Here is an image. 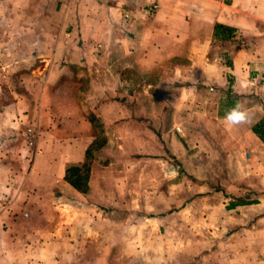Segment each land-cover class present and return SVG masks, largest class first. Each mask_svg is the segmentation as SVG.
<instances>
[{"label": "crops", "instance_id": "obj_1", "mask_svg": "<svg viewBox=\"0 0 264 264\" xmlns=\"http://www.w3.org/2000/svg\"><path fill=\"white\" fill-rule=\"evenodd\" d=\"M29 4L11 5L23 9ZM150 5L156 7L153 13L146 10ZM252 5L253 0H69L66 9L71 10L67 12L70 15H65V23L60 22L52 38L54 45L77 36L79 41L96 38L112 41L113 48L96 55L88 50L61 52L55 48L51 52V59L45 60L49 73H62L59 70L75 73L77 68L73 63H78L99 75L96 80L62 82L65 85L59 89L68 90L58 91L65 102L58 109L52 100L45 102L42 97L26 95H17L0 107V222L3 218L11 221L12 216H20L6 202L14 191L24 186L21 158L24 126L39 123V116H72L67 129L70 139L64 146L60 176L57 174L66 190L64 217L68 244L72 247V242L79 239L100 249L102 255L97 256V264H169V257H177L176 253L163 251L154 255L151 250L168 247L162 232L171 224L178 225L182 211H165L162 202L175 201L179 195L159 189L153 192L151 184L146 189L147 173H144L145 184H139L136 198L145 204L139 212L126 211L121 202L135 197L126 192L107 191L109 188L106 189L101 178L108 175L105 171L109 168L92 172L87 194L63 180L65 168L86 161L93 138L83 116L89 113L122 116L127 111L130 116L140 112L151 116L150 119L161 116L169 126L161 136L168 155L178 164L170 165L174 184L180 178V184L184 178H202L203 169L210 168L211 163L220 162L221 168H226L227 162L233 167L234 160L243 163L242 152L252 146L264 150V144L251 131L264 114V83L257 77L251 78L249 72L252 65L258 67L264 80V0ZM7 8L9 2L1 0L0 9ZM77 9L78 22H73ZM89 9L93 11L88 12ZM217 24L231 28L232 35L240 32L250 37L254 48L242 51L234 46L232 38L216 40L213 34ZM32 54L43 56L38 48H33ZM59 56L65 57L64 65L57 63L61 61ZM108 62L112 63L111 69L102 64ZM126 69L136 78L144 79L122 81V70ZM107 71L112 74V80L103 77ZM56 81L57 78L53 80ZM237 101L248 110L251 122L226 126L225 114ZM107 106L111 107V113ZM131 164L147 167L153 162ZM133 174L136 171L127 174L128 179H133ZM14 200L12 197L8 203ZM247 206L230 204L228 211ZM1 225L0 233L13 231ZM104 251L108 253L105 256Z\"/></svg>", "mask_w": 264, "mask_h": 264}, {"label": "rangeland", "instance_id": "obj_2", "mask_svg": "<svg viewBox=\"0 0 264 264\" xmlns=\"http://www.w3.org/2000/svg\"><path fill=\"white\" fill-rule=\"evenodd\" d=\"M4 1L9 2L10 8L0 9V107L10 103L17 95H26L42 97L45 102L52 100L58 109L65 103L58 91L65 93L68 90L59 89L65 85L62 82L98 78L97 72H89L78 63H73V67L77 68L75 73L47 71L49 67H46L48 63L45 60L51 59L49 56L55 48L61 52L88 50L93 55L113 48L112 41L97 38L79 41L77 36L73 40H60L54 45L52 38H55L60 22L71 11L66 9L69 0ZM261 1L253 0V5ZM25 2L30 4L23 9H15L11 5L19 6ZM155 9L146 8L148 13H153ZM74 11L73 22H78L79 10ZM92 11L89 9L88 12ZM62 31H65L64 27ZM37 37L38 39H34ZM231 41L242 51L249 52L254 48L253 40L240 32H236ZM33 48L40 49L43 56H34ZM59 60L61 61L57 63L64 65L65 57L59 56ZM92 63L98 66L97 62ZM102 64L111 69V62ZM252 66L249 69L251 78L257 77L264 83L260 69ZM106 74L107 76L103 75L105 80H112V74L108 71ZM229 75L231 76L230 73ZM121 77L126 82L144 79L136 78L127 69L122 70ZM56 78L57 81L53 82ZM44 81H47L48 86H45ZM55 86L57 89L49 88ZM260 98L263 99L261 95ZM111 112L110 107L109 113ZM83 117L93 138L86 152L85 164L89 169L87 185L92 172L109 168L105 171L108 175L101 178L106 189L109 188L107 191L126 192L131 194L128 196L135 197L121 202L122 209L126 211L139 212L145 204L136 198L140 192L139 184H145L142 178L144 173H147L146 189L151 184L153 192L159 189L179 195L175 201L162 202L165 211L175 209L182 212L178 225L170 223V228L162 232L168 247L151 250L154 255L163 251L176 253L177 257H169V264H264L263 148L252 146L245 149L241 157L243 163L234 160L233 167H230L227 162L226 168H221L220 162L211 163L210 168L203 169L202 178H184L182 184L179 183L180 178L174 184L171 175L173 168L170 165L176 167L178 164L168 155L161 136L169 127L167 122L160 119L161 116H152L150 119L151 116H143L140 112L136 116H130L124 111L122 116H92L89 113ZM71 118L72 116H39V123L36 121L32 126L26 124L21 132V137L24 138L21 151L24 186L12 193L8 201L13 197L16 199L13 202L1 199L12 210L19 212L20 216H12L11 221L3 218L0 222L1 226H9L13 230L0 233V264H97V256L102 255L100 249L81 243L79 239L72 242L71 247L65 238L66 190L57 174L60 176L64 146L70 139L67 129L71 126ZM29 129L33 130L31 139L28 140L32 144L25 141ZM145 160L152 161L153 164L148 168L145 165L131 164ZM256 167L260 168L259 172L254 170ZM132 171H136V175L133 174V179H128L127 174ZM242 177L245 178L243 181ZM89 190L88 185L83 189V194H87ZM237 203L248 206L229 212L230 204L235 206ZM1 205L0 202V208ZM5 221L8 225L3 223ZM107 254L104 251V256Z\"/></svg>", "mask_w": 264, "mask_h": 264}, {"label": "trees", "instance_id": "obj_3", "mask_svg": "<svg viewBox=\"0 0 264 264\" xmlns=\"http://www.w3.org/2000/svg\"><path fill=\"white\" fill-rule=\"evenodd\" d=\"M232 31L233 30L229 27L217 24L214 26L213 35L216 40H228L233 37ZM5 105L3 104L2 106ZM251 131L264 144V114L261 119L252 126ZM63 180L68 182V184L75 190L83 194L85 193L83 189H86L88 186L87 182L89 180V169L86 167L85 163L80 166H67L65 168Z\"/></svg>", "mask_w": 264, "mask_h": 264}, {"label": "clouds", "instance_id": "obj_4", "mask_svg": "<svg viewBox=\"0 0 264 264\" xmlns=\"http://www.w3.org/2000/svg\"><path fill=\"white\" fill-rule=\"evenodd\" d=\"M226 126H238L251 122V117L248 110L237 101L233 107H231L224 117Z\"/></svg>", "mask_w": 264, "mask_h": 264}, {"label": "built area", "instance_id": "obj_5", "mask_svg": "<svg viewBox=\"0 0 264 264\" xmlns=\"http://www.w3.org/2000/svg\"><path fill=\"white\" fill-rule=\"evenodd\" d=\"M154 8H156V7H151V9H154ZM125 17L127 18V15H125ZM243 46V45H242ZM32 129H29L28 131H27V136L25 137V141H27L29 144H32V142L31 141H28L29 139H31L30 138V136H32Z\"/></svg>", "mask_w": 264, "mask_h": 264}]
</instances>
